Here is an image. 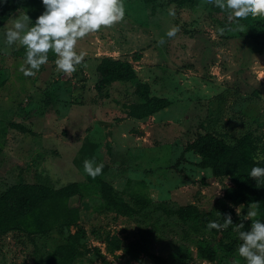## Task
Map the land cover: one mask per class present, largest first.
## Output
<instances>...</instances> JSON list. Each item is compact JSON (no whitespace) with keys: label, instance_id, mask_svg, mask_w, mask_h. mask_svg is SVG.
<instances>
[{"label":"rangeland","instance_id":"rangeland-1","mask_svg":"<svg viewBox=\"0 0 264 264\" xmlns=\"http://www.w3.org/2000/svg\"><path fill=\"white\" fill-rule=\"evenodd\" d=\"M121 2V20L77 40L75 50L84 56L71 74L58 70L52 56L25 76L18 70L24 63L20 44L2 42L5 29L25 14L16 12L1 24L0 146L6 154L0 159V191L23 175L30 183L55 186L78 181L85 198L78 225L38 236L36 244L16 232L4 235L0 264H46L41 256L81 228L74 264H129L122 249L108 251L112 236L124 241L144 236L146 264H154L152 253L167 256L184 244L193 255L187 264H245L238 252L224 262L198 256L196 242L216 240L217 233L207 227L185 238L188 226L163 209L195 203L212 212L209 221L223 224L218 199L234 183L197 164L201 156L186 146L198 135L213 132L234 142L252 129L262 138L258 157L264 156V17H249L238 27L211 0ZM170 28L176 29L172 37L165 35ZM103 56L129 60L152 94L171 104L146 118L127 116L134 83L114 82L108 96L95 88ZM85 159L104 165L93 179L112 182L125 198L135 189L164 206L132 217L103 210L96 180L83 170ZM227 204L232 217L242 215L244 202ZM250 208L256 211V204ZM254 219L264 220L257 213L250 225ZM239 232L236 228L234 237Z\"/></svg>","mask_w":264,"mask_h":264},{"label":"trees","instance_id":"trees-1","mask_svg":"<svg viewBox=\"0 0 264 264\" xmlns=\"http://www.w3.org/2000/svg\"><path fill=\"white\" fill-rule=\"evenodd\" d=\"M43 11L41 0H4V3L0 4V27L16 12L27 14L34 22ZM18 54L24 57V46L18 47ZM52 56L55 54L50 49L48 57ZM96 74L98 79L95 88L101 95L108 96L109 87L114 82L134 83L135 100L126 105L127 116L146 118L171 104L168 98L152 94L150 84L138 78L136 69L127 59L103 56L96 65ZM14 126L24 132L30 131L22 124ZM261 139L250 129L234 142H229L213 132H206L187 144V150L201 156L197 162L200 167L210 168L217 176L228 175L234 183L227 189L225 196L218 199L220 220L223 223L225 215H230L233 223L224 228H211L218 235L216 240L203 239L196 242L198 256L201 258L210 261L219 259L224 262L227 257L236 254L240 241L234 237L235 230L237 228L245 231L250 227L249 220H243L242 225L241 221L244 214L250 210L251 204H256V212L264 218V177L259 178L260 182L257 184L256 180L248 175L254 164L258 163L264 167V156L258 157ZM5 154V149L0 146V159ZM90 178L94 177L90 176ZM93 180H96L98 185L103 210L132 217L136 214L141 215L149 208L161 209L164 206L162 201H154L147 193L132 189L127 193L129 198H125L124 192L116 188L112 182L99 177ZM84 198L85 193L78 181L55 186L43 181L30 183L23 175L20 176L17 182L0 191V242L4 235L16 232L36 244L35 239L38 236H48L58 227L78 225ZM228 200L245 203L242 215L232 217L233 209L228 206ZM163 210L169 214L174 213L178 220L188 226L185 230V238H191L193 233L198 235L202 228H207L212 216V212L201 210L195 203L180 205L173 211ZM81 229L71 233L68 242L57 245L53 251L41 256V262L74 264L75 258L80 253L76 244L85 233L84 229ZM147 248V240L144 236L129 241L112 236L107 245L108 251L112 253L122 249L124 255L128 257L129 264H146L142 254ZM220 251L222 254L219 255ZM35 252L38 253V249H35ZM151 257L154 264H187L193 255L191 247L184 244L167 256L152 253Z\"/></svg>","mask_w":264,"mask_h":264},{"label":"clouds","instance_id":"clouds-1","mask_svg":"<svg viewBox=\"0 0 264 264\" xmlns=\"http://www.w3.org/2000/svg\"><path fill=\"white\" fill-rule=\"evenodd\" d=\"M225 12L227 21L235 23L247 20L249 17H264V0H211ZM4 0H0V4ZM44 11L33 22L25 14L12 21V26L3 33V43L13 45L14 42L24 46V63L19 66L25 76L34 75V70L48 60V52L55 54L56 68L65 74H71L75 66L80 64L84 53L75 50L79 38L90 32L110 26L124 16L121 0H41ZM176 29L170 28L166 36L175 35ZM163 42V41H161ZM27 65V67H25ZM103 164L93 166L92 161H83V170L95 177L101 173ZM248 175L257 184L264 177V167L254 164ZM238 210V208H237ZM238 212V211H237ZM257 213L255 209L248 210L241 221L248 220ZM233 223L230 215H225L223 224L209 221L207 227L224 228ZM240 243L237 252L243 257L245 264H264V220H251L250 227L239 232Z\"/></svg>","mask_w":264,"mask_h":264}]
</instances>
